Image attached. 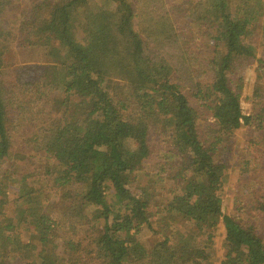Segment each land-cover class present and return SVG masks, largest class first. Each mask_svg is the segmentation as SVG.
<instances>
[{"label": "trees", "instance_id": "trees-1", "mask_svg": "<svg viewBox=\"0 0 264 264\" xmlns=\"http://www.w3.org/2000/svg\"><path fill=\"white\" fill-rule=\"evenodd\" d=\"M119 1L127 13L113 0H0V70L31 69L7 95L0 83V167L23 189L0 184V264H264L256 221L222 197L261 172L246 151L231 174L227 139L264 135V0ZM115 81L131 94L114 95ZM50 187L74 194L57 217Z\"/></svg>", "mask_w": 264, "mask_h": 264}, {"label": "rangeland", "instance_id": "rangeland-1", "mask_svg": "<svg viewBox=\"0 0 264 264\" xmlns=\"http://www.w3.org/2000/svg\"><path fill=\"white\" fill-rule=\"evenodd\" d=\"M135 2V0H130V3ZM169 4H175L177 2H175L174 0H168ZM18 6V4H16ZM137 3H134L133 6L134 8H136ZM113 7L116 6L118 9L119 7H121V14L127 13L128 8L123 5L121 3V1H117V0H113ZM123 6V7H122ZM118 9L117 12H118ZM173 16H175V22L177 23V20H179L181 18V15L174 13L172 14ZM177 27L180 29V34L186 35L185 33L187 31H189L190 29L185 25V22L180 21L179 23H177ZM182 35V36H183ZM16 39L18 41L22 40V35H19L18 37H16ZM146 42H148L146 40ZM17 46H20V44H18ZM188 46H190L191 48H194L195 45L193 44H189ZM254 48H257L256 46ZM202 51H205L202 48ZM207 55L210 54V49H207L206 51ZM195 55V54H194ZM194 55L192 56L193 58ZM41 59L39 58L38 61H40ZM22 60H20L21 62ZM15 63L14 65H11V67H8L5 70H0V83L4 86L6 85V87H8L7 89H5L6 91V95L8 94V90H11L12 88V84L18 82V80L20 81L21 78L27 73L29 72V70H31L30 68H26L23 67V63ZM31 65H38V70L37 73H43L45 72V67L49 66L46 63H29ZM256 64V63H255ZM196 72V75H199L198 77L202 76V78L207 77L208 75V67L206 66V63H192V68ZM247 78L246 81L248 83V85L250 87H254L257 81V72L255 70V67H250L247 69ZM11 85V86H10ZM10 86V87H9ZM112 86V92L114 95L120 97V98H126L131 94V89L128 87V85H126L124 82L122 81H115L114 83L111 84ZM261 89H263V86L261 87ZM251 91V90H250ZM248 91V93L250 92ZM186 94L189 96V92H186ZM260 98H264V89L262 90V94L260 96ZM249 99L252 100V95H249V98L247 99L248 102L246 100H244L243 102L245 103L244 105V111L246 114H250L251 109H250V103H249ZM264 134V133H263ZM229 142L230 147L232 148V164L237 165L240 164V160L244 158V154L246 151H249L248 154L252 155V159L257 162V169L261 170V172H259L258 174H256L252 179H249L248 182H253L255 185V188L250 187L247 183V180H243L242 183H234L237 184L236 185V190L233 192V190H227L225 192L222 193V197L224 199V203H225V209L228 213H237V211H243L242 215H244V217L249 220V221H256V226L259 227V231L262 232V234L264 235V135L261 137H257L256 135H254L252 133V131L247 128V127H243L242 129H240L239 131L235 132L233 135H231V137H229V139H227ZM23 163V161L21 162ZM21 165V164H20ZM28 170V165L26 163V166L23 167L22 170L20 171V176H18L17 178H22L23 176H25L24 174H26V171ZM239 171V167L235 166L234 167V171L231 172V174H233L234 176H236V174ZM9 174L6 176V174ZM17 174V173H16ZM251 174H254V172H252ZM14 175V169H11L10 167H0V180L2 179L3 181L0 183L1 185H3V192H9L10 195L13 194H17L19 193L22 189V187H18L17 185V180L15 178H13ZM4 177V178H3ZM252 177V176H250ZM53 187V186H52ZM52 187H50V189H47V195H45L47 197V199L44 201L43 206L49 205L50 206V213L53 214L55 217H57V215H61L65 212H67L68 210V205L69 203L72 201V199H74V194L71 192H66V194L63 196H61L59 199H55V197L58 194L57 189H52ZM250 187V188H248ZM234 189V188H232ZM27 191H29V188L27 189ZM62 193H60L61 195ZM158 200V199H156ZM160 201V199H159ZM159 202H157L158 204ZM246 206H251V208L253 209L252 212L246 211L245 212V208ZM261 208L262 211L257 212L256 209ZM93 212L91 211V214ZM163 219L161 220V223L168 226L167 224L168 222V218L166 219L165 215H163ZM158 218L155 217V222L158 223ZM13 231V229H12ZM14 232V231H13ZM168 234L169 231H167ZM221 241V239H220ZM90 264L91 262L87 259V257H80L78 264Z\"/></svg>", "mask_w": 264, "mask_h": 264}]
</instances>
